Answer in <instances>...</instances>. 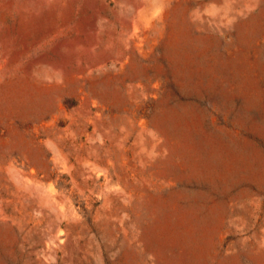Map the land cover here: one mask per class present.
Here are the masks:
<instances>
[{
  "label": "rangeland",
  "instance_id": "374dc122",
  "mask_svg": "<svg viewBox=\"0 0 264 264\" xmlns=\"http://www.w3.org/2000/svg\"><path fill=\"white\" fill-rule=\"evenodd\" d=\"M0 264H264V0H0Z\"/></svg>",
  "mask_w": 264,
  "mask_h": 264
}]
</instances>
